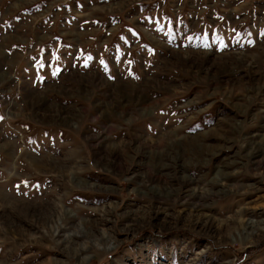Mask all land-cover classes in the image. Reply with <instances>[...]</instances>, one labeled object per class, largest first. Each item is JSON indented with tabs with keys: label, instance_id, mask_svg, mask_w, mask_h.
I'll return each instance as SVG.
<instances>
[{
	"label": "rangeland",
	"instance_id": "1",
	"mask_svg": "<svg viewBox=\"0 0 264 264\" xmlns=\"http://www.w3.org/2000/svg\"><path fill=\"white\" fill-rule=\"evenodd\" d=\"M3 1L0 264H264V0Z\"/></svg>",
	"mask_w": 264,
	"mask_h": 264
},
{
	"label": "crops",
	"instance_id": "2",
	"mask_svg": "<svg viewBox=\"0 0 264 264\" xmlns=\"http://www.w3.org/2000/svg\"><path fill=\"white\" fill-rule=\"evenodd\" d=\"M73 3H74V1H73ZM80 3V2H79ZM7 4H8V0H4L3 2H2V5H1V8L3 7V8H5L6 6H7ZM70 5H68V7H69ZM29 7H26V8H23V9H28ZM22 10V9H21ZM12 15H15V16H17V15H20V16H22V15H24V12L23 13H18V11L17 12H15V13H13ZM63 41H65V40H62V42ZM61 42L60 41H58L56 44H60Z\"/></svg>",
	"mask_w": 264,
	"mask_h": 264
},
{
	"label": "bare ground",
	"instance_id": "3",
	"mask_svg": "<svg viewBox=\"0 0 264 264\" xmlns=\"http://www.w3.org/2000/svg\"><path fill=\"white\" fill-rule=\"evenodd\" d=\"M154 104V103H153ZM148 107L145 108V110H147ZM36 167V166H35Z\"/></svg>",
	"mask_w": 264,
	"mask_h": 264
}]
</instances>
